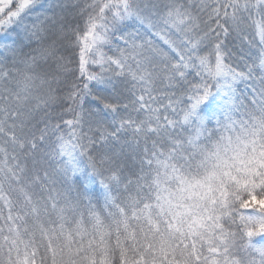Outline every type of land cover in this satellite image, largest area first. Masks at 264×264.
Segmentation results:
<instances>
[{"label":"snow or ice","instance_id":"1","mask_svg":"<svg viewBox=\"0 0 264 264\" xmlns=\"http://www.w3.org/2000/svg\"><path fill=\"white\" fill-rule=\"evenodd\" d=\"M0 264H264V0H0Z\"/></svg>","mask_w":264,"mask_h":264}]
</instances>
